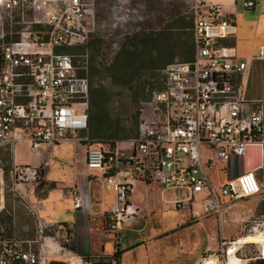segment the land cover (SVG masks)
Instances as JSON below:
<instances>
[{
  "label": "built area",
  "instance_id": "1",
  "mask_svg": "<svg viewBox=\"0 0 264 264\" xmlns=\"http://www.w3.org/2000/svg\"><path fill=\"white\" fill-rule=\"evenodd\" d=\"M254 5L255 0H245L246 7ZM94 7L95 0H0V148L15 152L27 142L30 151L38 153L44 145L88 140V135L78 133H89V45L97 34ZM194 14V57L166 65L163 89L140 105L138 135L116 140L113 147L87 146V167L103 170L107 187L116 193L106 215L107 232L137 217L138 208L129 196L138 181L175 189L167 201L197 218L261 191L254 170L222 184L209 177L208 169L217 159L245 157L251 145L264 149V101L243 97L240 77L255 56L243 57L225 42L236 35V21L211 0H197ZM130 18L129 13L115 16L102 30L108 32ZM139 30L149 28L101 33L107 45L100 59L109 64L120 46L116 38ZM75 46L84 50H60ZM258 57L264 58V45ZM206 150L213 155L207 156ZM79 175L82 183L75 185L74 209L88 214L91 173ZM10 176L12 188L43 182L39 167L16 160ZM4 184L0 167V205ZM31 212L34 237L0 230V264H52L61 261L57 257L67 264H97L95 257L72 250L68 225L41 218L32 206ZM258 250L257 258L264 259V244Z\"/></svg>",
  "mask_w": 264,
  "mask_h": 264
},
{
  "label": "crops",
  "instance_id": "2",
  "mask_svg": "<svg viewBox=\"0 0 264 264\" xmlns=\"http://www.w3.org/2000/svg\"><path fill=\"white\" fill-rule=\"evenodd\" d=\"M211 1L220 3L228 16L237 23L236 35L226 39L225 42L234 45L239 55H241L239 43H247L251 48L250 52L241 56L247 57L251 54L255 56L248 61L247 67L240 77L243 97L247 101H264V80L256 78L253 71L254 61L261 59L258 58L259 52L254 53L255 49L258 45H264V17L256 15L259 6L264 8V0H260L261 2L255 0V5L252 7H246L245 1L241 3L238 0ZM88 144L86 141L79 143L82 147L75 144L76 164L68 181L64 183L62 180L50 176L49 172L45 175V178L53 184L47 194L37 195V185L28 189L23 186V183L19 184V188L23 187L21 191L23 198L27 199L41 218L65 223L71 228V248L75 253L93 256L98 264H155L157 261L162 264H197L205 251L214 248L211 229L217 222L215 216H206L197 220L191 212L176 209L166 203L175 194V189L163 190L157 184L144 181H138L129 196L130 202L138 208L137 217L133 221L123 224L114 232L105 231L106 215L115 205L116 193L112 188L107 187L103 170L87 167ZM24 145L27 147L28 155H25L22 150ZM56 146L44 145L42 147L44 155L42 156L39 155L40 152L32 153L29 144L23 142L17 146L12 155L18 163L40 167L47 153V147L60 150L61 146ZM220 161L224 164L223 169L226 171L227 178L224 182L217 184L225 183L244 170L261 169L264 165V149L251 145L248 147L245 157L233 156L230 160ZM212 167L208 169V174ZM85 171L91 173L88 214L74 209L75 174ZM68 182L71 184L67 187L69 189L63 191L60 185H67ZM140 183L144 184L145 192H147V188L151 190L152 185L156 186L161 191L160 196L152 198L149 195L145 198L137 190ZM230 207L231 205L225 206L222 211H227ZM58 208H60L59 212ZM64 212L67 213L63 215ZM60 216L61 219H58ZM172 216H176V218ZM159 249L161 252H158ZM163 250H170L169 254L167 255V252ZM115 253L119 254L118 259L114 257ZM156 253L161 254L160 260ZM57 259L63 261L64 257H57Z\"/></svg>",
  "mask_w": 264,
  "mask_h": 264
},
{
  "label": "rangeland",
  "instance_id": "3",
  "mask_svg": "<svg viewBox=\"0 0 264 264\" xmlns=\"http://www.w3.org/2000/svg\"><path fill=\"white\" fill-rule=\"evenodd\" d=\"M245 0H238L239 3ZM260 1V0H259ZM197 0H95L94 16L97 25L96 36L101 37V33H122L126 30L136 29V27H148L151 31H157L163 28L165 25H169L179 13L190 15L194 10V6ZM261 2V1H260ZM130 14L133 18L124 21L117 28H112L110 31H103V27H107L111 23L114 17L126 16ZM258 17H264V8L259 6L256 10ZM102 38V37H101ZM120 38L117 37L116 41L120 44ZM103 39V38H102ZM260 43V42H259ZM107 45V43H105ZM259 46L255 49L254 53L259 52ZM239 51L241 55H246L250 52L249 45L247 43H239ZM256 55V54H255ZM259 58V57H258ZM180 60L176 57L173 61ZM253 71L256 78L264 80V58L255 60L253 63ZM108 108L112 113L111 122L116 125V128L120 134L134 129L133 117L138 109V104L130 102L126 98V94L114 91L112 100L108 103ZM86 142L93 143L96 140H114L125 138H109L102 137L100 139L93 138L89 133L80 132L78 137H87ZM75 144L80 147L79 143H75L73 140L60 143L59 148L52 149L47 147V153L44 157L43 163L40 164L39 171L43 182L41 184L35 183H23V186L28 189H32L35 185L36 194L43 196L48 193V190L53 187V184L45 178V175L49 172V175L62 180L64 183L68 181L73 172L75 166ZM57 145L56 147H59ZM82 147V146H81ZM25 155H28L27 147H22ZM43 150L39 155H44ZM206 155H213V152L206 150ZM206 156V157H207ZM83 158V157H82ZM14 163V158L10 148H0V167L4 170V191L2 196V204L0 205V230L5 231L7 234H14L18 237H34L35 236V216L31 212V205L27 199L22 196V188H12V180L9 173L11 166ZM45 165V166H44ZM224 164L220 160H216L212 169L209 170L210 178L216 182H224L227 178L226 171L223 169ZM8 172L6 174V169ZM262 185L261 191L254 196L242 199L231 204V207L227 211H221L211 215H201L199 218L206 216H215L217 222L214 228L211 229L213 236L214 248L205 251L201 255V259L197 264H227L228 251L233 247L234 242L244 237V235L250 233H264V165L261 169L254 170ZM263 171V172H261ZM47 177V176H46ZM45 179V180H44ZM45 183V184H44ZM69 183V182H68ZM60 185L63 191H67L71 184ZM75 183L81 184L82 179L79 174H75ZM27 185V186H26ZM55 186V184H54ZM151 190L145 192V186L140 183L137 186V190L147 198L159 197V188L152 185ZM111 192L110 190H107ZM149 191V192H148ZM112 193V192H111ZM147 194V196H146ZM62 199L60 198V201ZM169 205V201H166ZM172 205V204H171ZM173 206V205H172ZM60 208H58L59 212ZM64 212L63 215H65ZM176 218V216H172ZM61 219V216L58 217ZM264 240V238H263ZM225 243H222V242ZM260 243H237V250L235 254L238 258V264H250L258 260L257 255L259 252ZM170 248V247H169ZM166 251V250H163ZM170 250H167V255ZM161 252V249L158 250ZM161 259V254L156 253ZM207 260V261H206ZM155 264H162L157 261Z\"/></svg>",
  "mask_w": 264,
  "mask_h": 264
},
{
  "label": "trees",
  "instance_id": "4",
  "mask_svg": "<svg viewBox=\"0 0 264 264\" xmlns=\"http://www.w3.org/2000/svg\"><path fill=\"white\" fill-rule=\"evenodd\" d=\"M194 17V10L190 15L179 13L169 25L157 31L139 30L121 37L120 46L109 64L100 59L106 41L100 35L91 41L88 70L90 79L88 124L91 137L127 139L138 135L140 105L148 100L154 91L163 89L166 65L173 62L176 57L181 61L194 57ZM60 50L75 53L83 51L84 47H63ZM80 73L85 74L84 71ZM115 90L125 93L130 102L138 104L137 112L132 118L134 129L125 134H120L116 125L111 122L112 113L108 103L112 100ZM108 140H96L90 144L113 147L115 141L121 139ZM7 172L8 168L6 174ZM114 257L118 259L119 254L115 253ZM52 264L67 263L53 261ZM250 264H264V259H258Z\"/></svg>",
  "mask_w": 264,
  "mask_h": 264
},
{
  "label": "bare ground",
  "instance_id": "5",
  "mask_svg": "<svg viewBox=\"0 0 264 264\" xmlns=\"http://www.w3.org/2000/svg\"><path fill=\"white\" fill-rule=\"evenodd\" d=\"M264 233H250L244 235L241 239L234 242L233 247H231L228 251V262L227 264H238V258L235 254L237 250V243H262L264 244ZM207 261V260H206Z\"/></svg>",
  "mask_w": 264,
  "mask_h": 264
}]
</instances>
